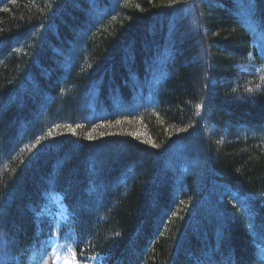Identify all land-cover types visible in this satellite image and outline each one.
<instances>
[{
    "label": "trees",
    "instance_id": "16d2710c",
    "mask_svg": "<svg viewBox=\"0 0 264 264\" xmlns=\"http://www.w3.org/2000/svg\"><path fill=\"white\" fill-rule=\"evenodd\" d=\"M53 199L79 264H264V0H0L16 264Z\"/></svg>",
    "mask_w": 264,
    "mask_h": 264
},
{
    "label": "rangeland",
    "instance_id": "374dc122",
    "mask_svg": "<svg viewBox=\"0 0 264 264\" xmlns=\"http://www.w3.org/2000/svg\"><path fill=\"white\" fill-rule=\"evenodd\" d=\"M83 104L84 102H81L82 106ZM44 211L50 225L49 238L42 249L33 256L31 264H65V257L68 259L71 253L67 246L60 243L58 238L55 237L63 217L62 206L56 199H53ZM68 261H70V264H79L69 259Z\"/></svg>",
    "mask_w": 264,
    "mask_h": 264
},
{
    "label": "snow or ice",
    "instance_id": "6c2138e0",
    "mask_svg": "<svg viewBox=\"0 0 264 264\" xmlns=\"http://www.w3.org/2000/svg\"><path fill=\"white\" fill-rule=\"evenodd\" d=\"M197 107H200L199 105ZM122 123H124V121H121V120H117L115 122V125L114 126H119L121 125ZM69 128V131L70 132H73L74 134V130L71 128V126H67ZM78 127V126H77ZM104 127H107V125H104V124H98L96 125L92 131H90L87 135V139L89 141L93 140L95 137H94V133L97 131V129H100V128H104ZM183 131V130H181ZM129 135H134V136H137L139 137L140 133H132V132H129L128 133ZM104 135H107V133L105 132H100V136H104ZM49 136H53V133L52 132H49ZM43 139V137L41 139H38L36 141V144H39L41 142V140ZM147 143H150V141H145ZM31 147H35V145H32ZM153 147H156V145L153 144ZM181 205L184 204V201H180ZM2 215H3V212L2 210H0V218H2ZM3 237L0 236V241H2ZM0 259H4V260H7L8 261V264H16V260L18 259V257L16 256L15 258H13L9 252L7 251V247L6 245H3L2 243H0ZM21 264H23V260L21 258ZM65 264H70V261H68L67 257H65Z\"/></svg>",
    "mask_w": 264,
    "mask_h": 264
},
{
    "label": "clouds",
    "instance_id": "9594fccd",
    "mask_svg": "<svg viewBox=\"0 0 264 264\" xmlns=\"http://www.w3.org/2000/svg\"><path fill=\"white\" fill-rule=\"evenodd\" d=\"M6 230L4 228V225H3V221H2V218H0V236H3L6 234ZM7 247V246H6ZM7 251L9 252L10 255L12 256H15L18 254V248H8L7 247ZM0 264H8V261L7 260H4V259H0Z\"/></svg>",
    "mask_w": 264,
    "mask_h": 264
}]
</instances>
